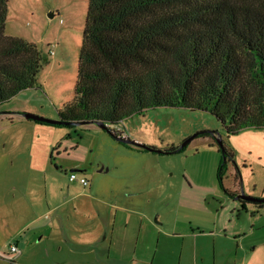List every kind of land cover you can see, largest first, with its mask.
Returning a JSON list of instances; mask_svg holds the SVG:
<instances>
[{"label": "rangeland", "instance_id": "rangeland-1", "mask_svg": "<svg viewBox=\"0 0 264 264\" xmlns=\"http://www.w3.org/2000/svg\"><path fill=\"white\" fill-rule=\"evenodd\" d=\"M87 1L8 0L4 34L36 44L47 58V64L38 75V87L22 91L0 104V112L21 111L28 107L43 114H21L58 120L57 112L74 96ZM49 13L54 16L49 18ZM48 112L54 113L55 117L48 116ZM10 116L0 115V208L2 216L10 214L7 220L11 217L13 221L6 223L4 217L0 220V264H70L75 260L81 261L85 248L72 245L77 258L70 252L69 244L57 254L51 248L49 241L58 235L56 230L53 231L52 224L47 226L51 217L61 220H58L57 226L59 234L65 230V233L76 234L86 229L99 236L104 232L105 222L112 216L111 205L122 202L133 204L140 213L150 215L153 227L156 223L161 224L149 237L140 234L138 241V249L157 248L154 264H234L236 257L246 263L249 238L242 234L237 240L230 237L229 220L234 222L238 216L235 227L242 231L249 225L248 220L255 206L247 205L246 211L239 206L234 211L236 196L227 194L226 190L230 192L238 187L239 193L264 198V128H248L228 135L221 123L208 112L159 107L108 125L110 132L96 124L69 129L62 125L23 121L51 132L42 134L30 128L11 126ZM11 117L14 118L13 115ZM22 131L23 144L31 142L33 148L27 151L22 146L9 155L1 143ZM111 133L161 153L142 149L128 151ZM198 133H206V136H198ZM195 134L196 137L183 150L169 153ZM214 137L221 140L230 154L225 158L224 188L220 187L218 179L223 153L219 151ZM50 141L59 144L55 150L52 149L54 145L49 146ZM46 147L48 150L45 151ZM32 153L44 156V164L46 162L48 166L44 170L47 172L45 180L52 182L55 192L60 190L61 201L71 184L68 175L74 166L87 171H83L85 175L80 174L86 176L89 185L95 188V199H79L59 206L54 214L44 215L39 223L24 226V219L17 214L18 209L13 207V211H7L4 208L21 203L23 197L31 201L29 190L24 195V191L20 190L24 178H28L29 188L30 184L31 187L39 185L34 190L37 195L35 201L44 199L42 182H32V178L36 177L30 169ZM10 163H13V168ZM6 169L12 178L10 183L4 184ZM72 185L77 186L78 191L87 188L77 183ZM51 197L48 191L47 199L51 201ZM47 199L45 201L49 202ZM56 201L59 198H55ZM68 218L73 224H68L65 220ZM238 240L243 248L237 250ZM13 244L18 248L15 255L9 252ZM95 248L96 245L93 250ZM86 260L89 264H100L99 250L88 255Z\"/></svg>", "mask_w": 264, "mask_h": 264}, {"label": "trees", "instance_id": "trees-1", "mask_svg": "<svg viewBox=\"0 0 264 264\" xmlns=\"http://www.w3.org/2000/svg\"><path fill=\"white\" fill-rule=\"evenodd\" d=\"M7 3L0 104L38 87L47 64L36 44L4 34ZM82 33L74 96L57 112L62 126L114 125L167 107L208 112L228 135L264 128V0H88ZM228 156L224 149L221 188Z\"/></svg>", "mask_w": 264, "mask_h": 264}, {"label": "crops", "instance_id": "crops-1", "mask_svg": "<svg viewBox=\"0 0 264 264\" xmlns=\"http://www.w3.org/2000/svg\"><path fill=\"white\" fill-rule=\"evenodd\" d=\"M23 112H32V113H40L35 108H23L21 111H4L0 112V115H13V117H9L11 121V126L17 127L22 126L25 129H32L34 132L39 133H51L49 130H46L47 128H39L40 126H33L32 124H28L27 122H23L25 119L22 117ZM48 116L54 118L55 115L52 112L47 113ZM54 116V117H53ZM16 118V119H15ZM23 119V120H22ZM26 121V120H25ZM37 125V124H36ZM19 135H14L10 137L9 139L4 140L1 143L2 148L4 151H9V155L16 152L17 150H20L22 146L26 147L27 151L33 148L31 142H26V145L23 144L24 141V131L18 132ZM28 141V140H27ZM49 146H53V150H55V147L59 144H57V141H50ZM46 146V145H45ZM44 146V147H45ZM59 148V147H58ZM128 151H134L135 149H139L136 147H126ZM48 150V147L45 148V151ZM60 149H58V154ZM53 154V152H51ZM39 157V158H38ZM44 156L39 154H33L31 158V166L30 169L33 173H36V177L32 178V182H39L43 184L44 190V199L42 201H35V197H37L34 190H37V186H32L30 184V188L28 187L29 181L28 178H24L22 181L23 187H20L21 191H24V194H27V191L29 190V194L31 197V201L28 199H25L26 197H23L19 204H16L14 206H5L4 209L7 211H13L12 208H16L19 210L17 213L21 216L22 220L24 219L23 225L29 226V225H35L43 220L44 215L48 214H54L59 206H65L70 203H74L75 201L79 199H91L94 200L95 197L93 196V192L95 191V188L92 185H88V187L85 189L83 188L82 191L77 190V186L72 185V183L77 182H70L71 184L68 185L66 188L64 199L61 201L60 196V190L58 192H55L52 188V182L49 180H45L46 171H44L48 166L45 162L44 164ZM52 157V155H51ZM41 162V163H40ZM37 163H40L38 165ZM13 168V163H10V167ZM10 167H7L8 170ZM81 168V167H80ZM78 166L71 167V172H77L78 169H80ZM109 170V167H107ZM6 169V173H4V184L5 182L10 183L11 180V174L10 170L8 171ZM87 172L86 170L80 169L79 173ZM107 171V170H106ZM99 172V171H98ZM83 173V174H84ZM9 174V175H7ZM41 174V175H40ZM34 175V176H35ZM85 175V174H84ZM41 176V179H40ZM77 185H80L77 183ZM28 187V188H27ZM82 187V186H81ZM48 191H50V194H52L53 197H51V201L47 199ZM240 189L237 187L236 189H233L232 193L236 195L239 194ZM262 196H264V191L262 192ZM46 197V198H45ZM55 198H59V201L56 203L54 202ZM45 199H47L46 202ZM27 201V202H26ZM45 201V203H44ZM237 203H233V210H238L239 206L242 211L247 210V205H253L250 203H247L245 205V209H242L241 207V201L236 200ZM106 205V204H103ZM107 207L111 208L110 205H106ZM113 208H111L110 212L112 213L111 218L109 221L105 222V228L102 229L104 232H102L99 236L95 235L93 232L88 231L86 229L83 230L80 233L76 234H68L65 233V230L63 233L59 234V230L57 226L59 225L58 220L61 221L57 217H51L50 223H47V226L53 225V231L56 230L58 232V235L54 236L51 241V248L55 251V253H61L63 246L68 245L70 247V252L73 253L74 258H77L76 253L72 249V245H78L81 248H85L86 252H83V258L81 261L75 260L73 263L69 262L70 264H86L89 262L86 260V257L88 255H93L96 250H99L101 261L100 264H154L155 257H156V247L155 249L151 250L149 248L144 249H138V241L140 234H145L146 237L150 236V233L156 229L158 226H161V224L156 223L153 227L151 222L150 215H147L146 213H140L137 207H135L133 204H127V203H119L117 205H111ZM169 208V207H168ZM100 214V212H98ZM2 209L0 208V220L4 217V222H9V220H12L10 217L9 220H7V216H10V214H5V216H2ZM157 219L160 220L159 215H156ZM251 218H249L248 222L249 225H247V228L242 229V231H238L236 229V222L238 220V216L235 217L234 222L229 220L231 222L230 230L228 229V235L230 237H234V239L238 238L241 234L245 235L249 238V245H248V255L246 256V263H244L242 260L239 261L238 257H236L234 264H264V206L262 208L257 209L254 208L253 212L251 213ZM69 225L73 224L71 220L65 219ZM13 221V220H12ZM67 224V225H68ZM25 228V227H23ZM22 228V229H23ZM46 227L44 226V229ZM21 230V229H20ZM80 231V230H79ZM226 231V230H225ZM20 232L19 230L17 231ZM136 232V233H135ZM98 236V237H97ZM44 236H42L43 239ZM59 237V238H58ZM229 237V238H230ZM101 238V241L99 242V239ZM143 240V239H141ZM237 240V239H236ZM100 243L99 245L97 243ZM236 242V248L237 250L242 247L239 243ZM96 245L95 250H93V246ZM243 248V247H242ZM54 253V254H55ZM238 253V252H237ZM57 262V261H56ZM55 262V263H56ZM58 264H63L58 262ZM66 264V263H65Z\"/></svg>", "mask_w": 264, "mask_h": 264}, {"label": "water", "instance_id": "water-1", "mask_svg": "<svg viewBox=\"0 0 264 264\" xmlns=\"http://www.w3.org/2000/svg\"><path fill=\"white\" fill-rule=\"evenodd\" d=\"M53 16H54L53 13H49L48 14L49 18H52ZM22 117L25 120H30V121H34V122H38V123H44V124H48V125H67V124H69L68 122H63L61 120L47 119V118L40 117V116H37V115H34V114H30V113H24V114H22ZM84 124L85 123H79V124L76 123L77 126L78 125H84ZM94 124H96L102 130L109 131L108 126H106L104 123L95 122ZM195 137H196V134L193 135L192 137H190L189 139H187L183 144H181V146L178 149H176V150H174L172 152H169V153L172 154V153H175V152L183 149ZM115 140H117L118 142H120L122 144L130 145V146H133V147H136V148L148 151V152H153V153H158V154L161 153V151H158V150H156L154 148L139 144V143H137L135 141H132V140H129V139H123V138L115 137ZM217 144L219 145L220 150L222 151V153H224V148H223V145H222V142H221L220 139H218ZM235 200L242 201V202H245V203H250V204H264V198H255V197L246 195L243 192H241L238 195H236Z\"/></svg>", "mask_w": 264, "mask_h": 264}, {"label": "built area", "instance_id": "built-area-1", "mask_svg": "<svg viewBox=\"0 0 264 264\" xmlns=\"http://www.w3.org/2000/svg\"><path fill=\"white\" fill-rule=\"evenodd\" d=\"M51 54L53 55V51H51ZM68 179L70 182H77L79 183L82 187H88L89 181L86 176L78 173V172H70L68 175ZM9 252L12 255H15L18 253V248L16 245H10L9 247Z\"/></svg>", "mask_w": 264, "mask_h": 264}]
</instances>
